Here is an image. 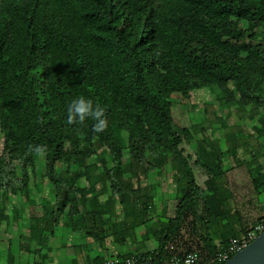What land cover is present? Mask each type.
<instances>
[{"label": "trees", "instance_id": "16d2710c", "mask_svg": "<svg viewBox=\"0 0 264 264\" xmlns=\"http://www.w3.org/2000/svg\"><path fill=\"white\" fill-rule=\"evenodd\" d=\"M259 32L264 0H0V189L12 192L19 183L24 191L28 170L44 155L61 208L75 214L76 196L56 174L58 163L84 157L80 148L92 152L95 142L119 166L124 149L118 132L127 135L133 158L137 149L153 154L159 144L187 178L157 252L149 255L163 264L166 244L178 242L182 249L185 233L199 235L197 226L208 225L206 182L222 173L196 160L206 177L197 183L170 98L217 88L226 103L264 110ZM80 97L104 109L102 132L93 131L91 117L67 123V107Z\"/></svg>", "mask_w": 264, "mask_h": 264}, {"label": "rangeland", "instance_id": "374dc122", "mask_svg": "<svg viewBox=\"0 0 264 264\" xmlns=\"http://www.w3.org/2000/svg\"><path fill=\"white\" fill-rule=\"evenodd\" d=\"M256 35L255 43L264 49V32ZM228 88L233 90V84H228ZM260 93L264 98V88ZM170 101L173 122L186 131L181 148L185 156L190 158L197 183L202 185L206 177L203 169L194 164L196 160L208 166L216 165L222 172L220 176L206 182L205 198L211 212L208 225H198L199 235H193L190 230L184 234L185 240L180 241L183 250H188L186 244L190 245V250L204 254L226 243L232 237L230 233L233 227L244 228L260 216L259 204L264 202V110L254 104L239 107L226 103L224 94L217 88L198 90L185 98L173 94ZM116 138L124 149L119 166L109 157V151L103 144L93 142L92 152L82 146L80 151L85 153L84 157L72 156L68 162L58 163L55 172L69 189L74 190L76 198L93 196L90 200L99 203L94 207L83 202L86 207L84 214H88L91 219L93 216L97 219V214L102 213L104 208L109 210L110 216L115 214L118 209L113 206L114 202L135 201L131 207L121 204L119 214H122V219L119 224L131 229L123 230L118 238L120 243L125 244L131 239L135 240L142 248L121 246L119 252H108L106 258H116L123 253L156 254L162 230L174 217L175 206L187 186V178L177 160L163 146L157 144L153 154L137 149L136 157L133 158L127 150V135L118 132ZM2 148L3 136L0 134V153ZM17 174L20 182L19 167ZM19 186L16 183L13 191L14 194H23L17 198L21 201V196L24 197V204L19 206L21 215L32 216L37 211L27 205L30 196L39 199L43 194V203L47 197L55 196V188L45 175L44 155L36 156L33 166L28 170L26 189L19 191ZM6 195L0 189V230L3 216L15 213L11 211L15 207L12 208V204L6 201ZM61 204L59 201L60 209ZM46 212L40 214L39 220L43 219ZM98 221L100 226L108 223L103 219ZM54 224L57 226L59 222ZM139 225L144 229L142 235H137ZM32 226L34 232H39L38 238L33 240L34 246H45L49 241H45L46 236L43 234L49 231L50 225L36 222ZM14 232L9 230L7 241L0 236V257L5 249L12 253L16 244L21 247L22 244L15 242L14 237L17 236L13 235ZM25 241L22 239L23 244ZM177 243L174 242L176 246Z\"/></svg>", "mask_w": 264, "mask_h": 264}, {"label": "crops", "instance_id": "0c3cea01", "mask_svg": "<svg viewBox=\"0 0 264 264\" xmlns=\"http://www.w3.org/2000/svg\"><path fill=\"white\" fill-rule=\"evenodd\" d=\"M6 193L8 196L6 195L5 199L12 204V208L15 207V209L11 210L15 213L3 216L4 220L0 230V236L1 238H6L7 241L9 239L7 238L9 230H11V233L15 231V234L13 233V235L17 236L14 237L15 242L22 245L20 247L19 244H16L17 246H15L12 252L14 254L6 249L4 250V254H2V251L0 264H101L107 257L106 255L108 252L115 253L117 250L119 252V249H122L121 246L138 249L142 248L135 240L132 241L131 239L127 241L128 244H125L120 243L118 238L121 236L123 230L131 229L129 226L125 228V226L119 224L122 219V214H119V209L121 204L123 206H133L135 201L133 202L132 199L124 202H114L113 206L117 207L118 210H116V213L112 216H110L109 210L104 208V211L99 213L100 216L97 214V219L95 216L91 219L88 214H84V209L86 207L83 206V202H88L90 206H98L99 203L90 200L93 196L85 199L76 198L77 213L75 214L71 212L72 209H69L70 207L59 208L56 191L55 196L51 195L50 198L47 197L45 203H43V194L39 199L38 197L30 196L28 198L29 200H27V205L32 209H37V211H34V214L31 212L32 216H29L28 214H20L19 206L24 197L21 196V201H18V197H20L19 195H23L21 194L22 192H17L18 194H14V191ZM13 198H15V200ZM115 200L117 201V198H115ZM101 201L104 202V199H101ZM137 201L138 200H136V202ZM139 204L142 205V203ZM259 206L261 207L259 213L261 216L264 213V202L262 201ZM58 209H60V211L56 214ZM45 210H47V212L44 214V217L42 216L43 219L39 220L40 214L44 213ZM56 217H58V220H56ZM99 219H103L105 222L108 221V223L106 222L105 226H100ZM52 221L59 222V224L55 226V222L52 224ZM36 222H43L50 225L48 228L49 231L47 230L48 232L43 234L46 236L45 241H49L45 246H34L33 240L38 238L37 235L39 233L33 231L32 225H35ZM244 228L241 226L233 227V231L230 235L232 237H240ZM142 231H144V229L139 225L137 235H142ZM134 236L136 237V235ZM134 236H132V238ZM22 239L26 240L24 244ZM129 243L131 244L129 245ZM129 254L130 253L118 254L119 256L116 258L122 259Z\"/></svg>", "mask_w": 264, "mask_h": 264}, {"label": "built area", "instance_id": "2783aa9c", "mask_svg": "<svg viewBox=\"0 0 264 264\" xmlns=\"http://www.w3.org/2000/svg\"><path fill=\"white\" fill-rule=\"evenodd\" d=\"M264 233V213L253 223H248L240 237L232 238L224 246L215 251L201 254L197 251H186L176 247L174 242L164 248L167 257L163 264H225L235 255L247 249ZM153 264V258L148 254H129L122 259L109 257L101 264Z\"/></svg>", "mask_w": 264, "mask_h": 264}, {"label": "clouds", "instance_id": "9594fccd", "mask_svg": "<svg viewBox=\"0 0 264 264\" xmlns=\"http://www.w3.org/2000/svg\"><path fill=\"white\" fill-rule=\"evenodd\" d=\"M67 113L68 124H72L76 120L83 122L87 117H91L96 121L93 125L94 132H102L107 127L104 109L100 106L93 107L92 102L83 97L72 100L67 107ZM34 150L40 154L45 151L44 147L40 145L35 146Z\"/></svg>", "mask_w": 264, "mask_h": 264}, {"label": "water", "instance_id": "95a60500", "mask_svg": "<svg viewBox=\"0 0 264 264\" xmlns=\"http://www.w3.org/2000/svg\"><path fill=\"white\" fill-rule=\"evenodd\" d=\"M225 264H264V233Z\"/></svg>", "mask_w": 264, "mask_h": 264}]
</instances>
